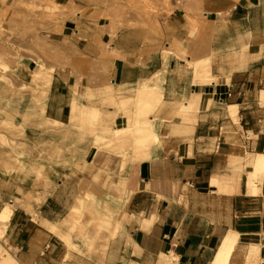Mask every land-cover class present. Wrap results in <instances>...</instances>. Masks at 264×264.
Segmentation results:
<instances>
[{
    "label": "crops",
    "instance_id": "obj_1",
    "mask_svg": "<svg viewBox=\"0 0 264 264\" xmlns=\"http://www.w3.org/2000/svg\"><path fill=\"white\" fill-rule=\"evenodd\" d=\"M10 1L0 25L17 37ZM52 3L46 52L29 47L18 75L48 78L44 107L32 109L62 124L59 149L27 177L0 169V212L16 203L0 264H212L231 233L229 264H264V176L259 193L248 188L249 162L264 154V0ZM141 88L158 95L154 137L104 143L136 121ZM81 205L92 241L68 243L63 220Z\"/></svg>",
    "mask_w": 264,
    "mask_h": 264
},
{
    "label": "rangeland",
    "instance_id": "obj_2",
    "mask_svg": "<svg viewBox=\"0 0 264 264\" xmlns=\"http://www.w3.org/2000/svg\"><path fill=\"white\" fill-rule=\"evenodd\" d=\"M10 5L19 11V34L17 37L12 34L7 36L0 25V169L7 177L23 178L28 175L29 165L33 169L41 163L39 171H42L45 151L59 149V143L53 142L52 138L59 135L60 127L47 122L46 126L35 117V110L41 111L44 107L48 78L41 72H33L29 84L18 75L19 65L29 47L32 51L37 49L45 54L47 46L42 37L45 22L53 21L59 8L53 5L52 0H11ZM198 64L202 69L206 66L205 62H198L195 67ZM157 100L155 91L139 90L134 99L136 121L131 120L128 128L115 131L111 140L102 139L104 143L121 145L132 140L137 145L147 146L154 137L149 128L148 115L153 111L152 103ZM138 125L144 132L137 130ZM88 130L92 131L93 127ZM84 209V205L74 207L63 220L64 239L68 243L76 237L92 241L88 232L92 223L84 217ZM104 225L100 223L98 229H103Z\"/></svg>",
    "mask_w": 264,
    "mask_h": 264
},
{
    "label": "bare ground",
    "instance_id": "obj_3",
    "mask_svg": "<svg viewBox=\"0 0 264 264\" xmlns=\"http://www.w3.org/2000/svg\"><path fill=\"white\" fill-rule=\"evenodd\" d=\"M207 67H208V65L202 69V66H200L198 64V66L196 67V70L199 72H202V71H205L207 69ZM200 70H202V71H200ZM209 76H210V73H209ZM212 80L213 79L211 78V81ZM145 86L146 85L144 84V88L147 87V86L146 87ZM140 90H142V88ZM145 90H147V89H145ZM231 109H233V107ZM46 122L49 125H55V126L62 127L61 126L62 124H59V123L54 122L52 120L50 121L47 119ZM136 128L139 132H144V130L141 126L138 125ZM116 131H119V130H116ZM249 164H251L253 169H252V171H250L248 173V188H249L251 193L256 194V193H259L261 180H262V177L264 176V154L257 155L251 162H249ZM15 208H16L15 203L7 204V205H5V208L0 212V237L2 234H4L3 231H5L4 230L5 226L9 222L12 214L15 211ZM237 242H238V234H236V233H231L230 235L228 234V236L223 241L220 249L218 250L212 264H229L230 258H231L232 253H233V251L237 245ZM258 254H259V247L253 246L247 253V259L253 260L252 263H255L254 260L258 258ZM10 258H12V257H10ZM10 258H9V260H10ZM2 263H4V260ZM9 263L16 264L12 261Z\"/></svg>",
    "mask_w": 264,
    "mask_h": 264
}]
</instances>
